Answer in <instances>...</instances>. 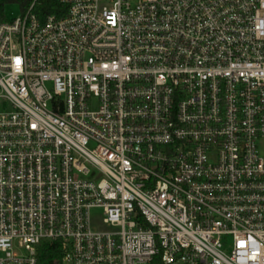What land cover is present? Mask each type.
I'll return each instance as SVG.
<instances>
[{
    "label": "built area",
    "instance_id": "obj_1",
    "mask_svg": "<svg viewBox=\"0 0 264 264\" xmlns=\"http://www.w3.org/2000/svg\"><path fill=\"white\" fill-rule=\"evenodd\" d=\"M60 2L0 23V264H264V0Z\"/></svg>",
    "mask_w": 264,
    "mask_h": 264
},
{
    "label": "trees",
    "instance_id": "obj_2",
    "mask_svg": "<svg viewBox=\"0 0 264 264\" xmlns=\"http://www.w3.org/2000/svg\"><path fill=\"white\" fill-rule=\"evenodd\" d=\"M34 3V14L42 22L50 16L63 17L67 13V7L60 0H0V23L7 21L5 9L8 6H18L21 14H25ZM62 258L60 244L44 243L39 248L37 264H62Z\"/></svg>",
    "mask_w": 264,
    "mask_h": 264
},
{
    "label": "rangeland",
    "instance_id": "obj_3",
    "mask_svg": "<svg viewBox=\"0 0 264 264\" xmlns=\"http://www.w3.org/2000/svg\"><path fill=\"white\" fill-rule=\"evenodd\" d=\"M20 15H21V11L18 6L12 5V6H8L5 9V18L7 21L16 19ZM91 225H92V228L96 231L105 230V226L103 225V216L99 210H95L92 212ZM16 251L20 254H25L24 248L20 246V243H16Z\"/></svg>",
    "mask_w": 264,
    "mask_h": 264
}]
</instances>
